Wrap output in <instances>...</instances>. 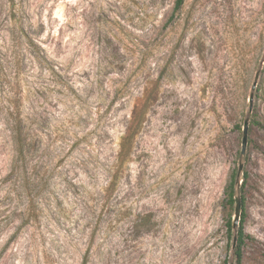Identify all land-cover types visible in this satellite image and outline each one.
Listing matches in <instances>:
<instances>
[{
	"label": "rangeland",
	"instance_id": "obj_1",
	"mask_svg": "<svg viewBox=\"0 0 264 264\" xmlns=\"http://www.w3.org/2000/svg\"><path fill=\"white\" fill-rule=\"evenodd\" d=\"M175 3L0 0V264H232V179L242 264H264V0Z\"/></svg>",
	"mask_w": 264,
	"mask_h": 264
},
{
	"label": "trees",
	"instance_id": "obj_2",
	"mask_svg": "<svg viewBox=\"0 0 264 264\" xmlns=\"http://www.w3.org/2000/svg\"><path fill=\"white\" fill-rule=\"evenodd\" d=\"M12 4L14 3V0H9ZM185 0H176L174 10L177 11L179 10ZM15 25L19 28L20 34L25 36L27 38V43L31 46L36 45V43L30 38L29 34L26 31L25 26L22 25V23L18 24L15 19ZM150 98L147 96L141 107L139 109L134 110V117L132 121V126H139L142 122V117L143 114L148 107ZM7 125L9 127V130L11 132L13 144H14V156L12 159L11 163V170L8 175V178L11 176H16V177H21L22 179L20 180L21 184L19 185L20 190L25 193L26 200H27V206H26V212L30 210L31 206H33L36 197L32 192V183L30 181H23V169H24V164L27 160V158L32 154V144H33V136L32 134L27 130L25 126V121L23 117L21 116V113L19 112V109L11 103L9 108L7 109ZM241 128V127H240ZM133 134V133H132ZM129 134L126 138L128 142H130L131 135ZM122 155V153H120ZM247 173H245V176L243 178V183L240 186V192L243 191L244 186L246 184V179H247ZM226 197H227V202L228 205L233 207L236 203L235 197H236V182L234 179H232L227 186L226 189ZM241 198V203L243 204L245 202V196L240 195ZM29 214V213H28ZM244 215L242 213L241 221H240V226L235 234V241L233 244V251H234V262L232 264H242L243 260V249L244 245L246 242V238L248 237L244 231ZM227 228L231 232L233 229L232 226V220L231 218L227 221ZM87 259L84 260L83 264H86ZM226 264H228L226 262Z\"/></svg>",
	"mask_w": 264,
	"mask_h": 264
},
{
	"label": "water",
	"instance_id": "obj_3",
	"mask_svg": "<svg viewBox=\"0 0 264 264\" xmlns=\"http://www.w3.org/2000/svg\"><path fill=\"white\" fill-rule=\"evenodd\" d=\"M257 79V78H256ZM257 86V82L255 81L252 89L254 90ZM252 98H253V94L250 95V109L252 107ZM248 127H249V118H246L244 121V125H243V137H242V154L245 153V149L247 146V142H248ZM240 171H242V164H240ZM235 213H234V217L232 219V226L233 229H238L240 226V220H241V214H242V203H241V198L239 196L235 197Z\"/></svg>",
	"mask_w": 264,
	"mask_h": 264
}]
</instances>
